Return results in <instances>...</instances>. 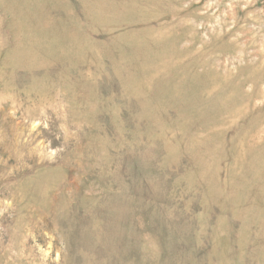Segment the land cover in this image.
I'll use <instances>...</instances> for the list:
<instances>
[{
    "label": "rangeland",
    "instance_id": "rangeland-1",
    "mask_svg": "<svg viewBox=\"0 0 264 264\" xmlns=\"http://www.w3.org/2000/svg\"><path fill=\"white\" fill-rule=\"evenodd\" d=\"M0 264H264V0H0Z\"/></svg>",
    "mask_w": 264,
    "mask_h": 264
}]
</instances>
